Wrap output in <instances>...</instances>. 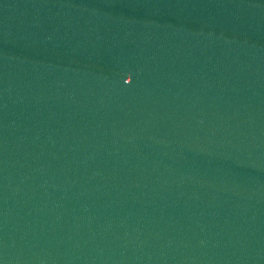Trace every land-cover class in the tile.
<instances>
[{"label": "water", "instance_id": "obj_1", "mask_svg": "<svg viewBox=\"0 0 264 264\" xmlns=\"http://www.w3.org/2000/svg\"><path fill=\"white\" fill-rule=\"evenodd\" d=\"M0 264H264V0H0Z\"/></svg>", "mask_w": 264, "mask_h": 264}]
</instances>
